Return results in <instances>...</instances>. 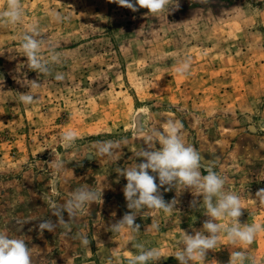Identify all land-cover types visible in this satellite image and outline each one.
<instances>
[{
  "label": "rangeland",
  "instance_id": "rangeland-1",
  "mask_svg": "<svg viewBox=\"0 0 264 264\" xmlns=\"http://www.w3.org/2000/svg\"><path fill=\"white\" fill-rule=\"evenodd\" d=\"M20 3V22L0 21V233L24 240L31 264H128L137 245L159 250L155 264H179L183 232L203 231L209 219L195 189L164 186L172 212L141 211L138 230L111 228L130 211L118 169L140 163L152 130L172 121L224 190L239 194L241 227L262 226L250 245H233L223 227L234 221L217 220V246L195 264H229L234 251L249 257L245 264H264V200L256 195L264 189V0H178L155 15L110 0ZM30 25L47 74L33 71L22 49ZM22 93L36 99L24 104ZM68 131L76 135L70 147ZM106 142L111 156L99 151ZM82 188L102 198L57 222L53 209ZM194 199L201 203L191 206ZM44 220L56 227L39 229Z\"/></svg>",
  "mask_w": 264,
  "mask_h": 264
},
{
  "label": "clouds",
  "instance_id": "clouds-1",
  "mask_svg": "<svg viewBox=\"0 0 264 264\" xmlns=\"http://www.w3.org/2000/svg\"><path fill=\"white\" fill-rule=\"evenodd\" d=\"M110 2L130 9L132 12H137L141 8L147 9V14L153 15L164 12L168 5L179 6L178 0H110ZM169 9L170 7L168 11ZM22 16L20 0H5L4 10L0 11V21L17 24ZM38 36L37 27L30 25L23 35L22 49L30 68L39 74H47L49 68L41 58L42 40ZM57 59V54L51 55L52 61ZM187 68L188 65L184 64L178 71L184 72ZM19 99L24 104H31L36 98L28 93H22ZM181 126L169 121L163 130L153 129L148 137L147 148L138 153V157L143 158L142 161L118 169L117 172L127 181L123 194L130 211L126 212L111 228L115 231H120L125 227L138 230L140 226L135 221L141 211L144 213L146 210L172 212L176 201L166 202L164 200L159 191L164 186H167L165 191H171L177 186L183 187L184 190L195 189L194 197H202L206 209L204 214L209 219L203 223V231H196L194 235L183 232L182 247L175 254L179 264H195V262L204 261L208 251L217 246L218 234L222 230L217 220L227 217L234 221L231 226L223 227L227 240L233 245L237 243L250 245L262 230V226L245 224L241 227L238 218L241 217L244 208L241 205L239 194L226 192L224 179L210 166L202 164L199 152L182 141L179 134ZM153 137H155V142L161 146L160 148H156ZM62 140L65 146L70 147L75 142L76 135L68 131L63 134ZM113 147L112 142H106L99 148V151L111 156ZM202 168L206 174L201 172ZM256 195L264 200V189L258 191ZM101 198L102 192L79 189L64 208L53 209V216L57 217V222H65L64 212H67L70 217L74 216L76 211L82 209L87 203ZM198 203L201 202L194 199L191 206L195 207ZM57 222L44 220L38 227L41 230L52 231ZM82 243L87 245V238H84ZM137 247L141 251L128 264H149V262L155 264L161 258L156 248L144 250L142 245H137ZM248 259L249 257L244 252L234 251L230 254L229 264H245ZM0 264H31V250L24 240L9 238L0 233ZM252 264H256L254 258Z\"/></svg>",
  "mask_w": 264,
  "mask_h": 264
},
{
  "label": "water",
  "instance_id": "water-1",
  "mask_svg": "<svg viewBox=\"0 0 264 264\" xmlns=\"http://www.w3.org/2000/svg\"><path fill=\"white\" fill-rule=\"evenodd\" d=\"M139 116H137V118H138Z\"/></svg>",
  "mask_w": 264,
  "mask_h": 264
}]
</instances>
